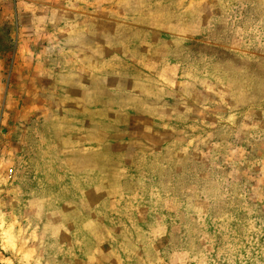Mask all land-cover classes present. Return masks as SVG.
<instances>
[{"label": "rangeland", "instance_id": "1", "mask_svg": "<svg viewBox=\"0 0 264 264\" xmlns=\"http://www.w3.org/2000/svg\"><path fill=\"white\" fill-rule=\"evenodd\" d=\"M0 264H264V0H0Z\"/></svg>", "mask_w": 264, "mask_h": 264}]
</instances>
